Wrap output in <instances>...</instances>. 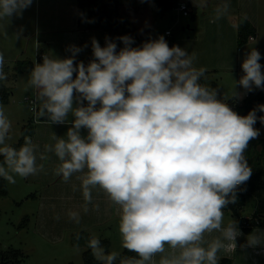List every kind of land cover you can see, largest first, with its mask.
Here are the masks:
<instances>
[{
  "label": "clouds",
  "instance_id": "clouds-1",
  "mask_svg": "<svg viewBox=\"0 0 264 264\" xmlns=\"http://www.w3.org/2000/svg\"><path fill=\"white\" fill-rule=\"evenodd\" d=\"M32 3L0 0V21L22 17ZM119 39L124 47L117 51L111 40L101 47L93 38L95 59L87 66L74 64L81 51L74 45L68 58L44 55L42 63L34 64L27 83L36 90V118L47 117L52 124L67 123L69 114L74 118L66 138L53 134L55 143L46 144L39 159L53 152L60 161L55 174L64 182L82 174L77 179L85 212L96 188L118 206L121 245L136 254L121 258L120 264H219L218 252L235 250L241 235L235 220L225 225L224 209L236 202L238 187L252 175L245 151L260 135L254 125L257 119L264 124V116L256 115L264 105L239 115L226 98H217L216 89L200 83L206 69L194 67L195 53L169 47L163 36L140 47L131 46L130 36ZM260 60L253 47L230 98L241 95L237 84L245 92L264 88ZM4 63L0 52V81L7 79ZM11 127L0 104V178L14 184V177L36 175L44 165L37 164L39 146L31 137L25 136L18 149L6 143ZM69 216L79 223L78 213ZM213 232L220 236L205 240ZM261 244L260 235L247 237L248 247ZM87 248L102 264H115L119 257L115 251L106 254L94 235Z\"/></svg>",
  "mask_w": 264,
  "mask_h": 264
},
{
  "label": "rangeland",
  "instance_id": "rangeland-1",
  "mask_svg": "<svg viewBox=\"0 0 264 264\" xmlns=\"http://www.w3.org/2000/svg\"><path fill=\"white\" fill-rule=\"evenodd\" d=\"M117 4L123 19L135 27L138 35L159 37L165 34L166 28L171 27L173 35L168 39L172 40L174 45L186 49L189 54H202L203 60L198 57L199 64L204 63L209 67L237 65L238 38L227 33L228 30H232L231 26L224 23L221 32L225 33L229 40L220 39L218 36L220 32L211 28L224 21L220 16L217 19L216 11L198 12L194 16L179 15L177 19L175 8L161 11L157 8L155 0H117ZM38 7V0H33L31 6L23 11L22 17L13 15L9 20L5 18L0 21V52L4 54L5 61L3 70L8 67L5 83L11 89L9 101L0 104H3L5 115L11 121L9 133L11 138L6 141L11 146L22 136L23 125L30 122L35 115L32 103L25 98L26 95L36 96V90L27 83L31 71H18L16 63L22 58H32L36 63L43 62V58L37 61L38 48L42 46L38 42ZM261 7L264 9V0ZM258 21L257 30L260 38L264 40L263 14L259 16ZM235 30L238 34L239 23ZM221 53H225L223 59L219 55ZM259 63L264 72V52L261 53ZM214 71L207 74L205 82L208 84L215 80L219 86L225 85L226 89L231 90L228 92L230 93L228 97H231L235 81L233 73L222 68L217 70L218 73ZM235 90L239 91L237 88ZM246 94L243 89L239 97L243 98ZM261 116H264V112ZM254 127L259 130L260 135L248 145L246 156L251 168H254L257 160L264 166V124L256 123ZM2 161L0 156V162ZM14 178L16 183L10 184L6 181L7 192L0 195V243L5 248L10 246L20 248L24 253L21 264H84L86 246L78 245L77 248L72 242V233L80 230H88L94 236L107 238L110 247L109 250L104 248L105 253L115 251L121 255L124 248L118 230L119 215L102 218L97 224L79 216L77 223L70 218L69 211L64 208L62 201H53L50 197L41 198L48 191L42 188L44 185L41 182H27L25 178L18 176ZM250 200L245 213L255 209L264 210V191L255 193ZM79 213L84 214V210ZM93 213L97 216V210L86 212L89 216ZM100 213L102 214V210L98 215Z\"/></svg>",
  "mask_w": 264,
  "mask_h": 264
},
{
  "label": "crops",
  "instance_id": "crops-1",
  "mask_svg": "<svg viewBox=\"0 0 264 264\" xmlns=\"http://www.w3.org/2000/svg\"><path fill=\"white\" fill-rule=\"evenodd\" d=\"M185 1L189 3L192 16L197 15L198 12L207 13L211 10L217 12V9H220L219 16L222 17L224 21H220L216 25H213L211 28L214 29L216 32H220L218 36L222 40H229L225 33L221 34V32H223L222 29L224 27V23L231 26L232 29L228 30L227 33L237 39L238 34L235 28L236 25H238V17L240 15L247 17L254 24L256 30L259 24V16L261 14H263L264 16V9L261 7L262 0H203V3H201V0ZM77 2L78 0H38V42L42 45L41 51H44L46 55H48L50 58L57 57L61 59L68 58L72 55V53L68 49L70 46L74 45L81 49V51L76 54L74 64L78 62H83L85 64L93 56V38L96 39L101 46V44L105 41L106 38V30L101 26L89 28L80 27L78 25ZM225 5H227L226 9ZM189 26L191 25L189 24ZM133 28L135 29V27ZM167 29L168 28H166V30ZM166 30L165 34L161 36L169 38L173 35V32L169 35L166 34ZM260 37V33L257 30L256 34L254 36H251L245 44H243L242 46H238L237 65H227L226 67L225 65L224 67H221V65H216L215 67H209V65H206L204 63L199 64L198 57L203 60L201 58L202 54H196L194 67L198 69L201 67L205 68L206 76L207 74H211V71L214 70H216L214 71V73H218L217 70L221 68L224 70H229L231 71V73H233L235 81H238L244 74L242 71V62L245 59L246 54L253 47L257 51H259L260 54L264 52V40H262ZM43 45H45V47ZM40 48H38V50H40ZM219 55L222 57V59L225 57V53H221ZM42 58L43 57H40V60ZM94 59H91L89 62ZM88 63H86L85 66H87ZM7 68L8 67L4 69L5 74L8 72ZM236 88L237 90H239L236 92L242 94L243 88L238 84ZM216 90L218 99L226 98V102V100L230 98L228 97V95L230 94L228 92H230L231 90L226 89L225 85H220L219 88ZM25 98L26 100H29L32 103V106H35L37 108V111L39 110V102L36 100V96L32 97L26 95ZM83 104L84 106H87V101H84ZM77 106L78 105L74 100L73 107ZM73 119L74 118L71 116V114H69L67 123L52 124L46 122L47 117L37 119L36 115L33 116L35 131L30 137L33 143L39 146L37 150V164L39 165L43 163L44 171L39 172L36 175L29 176L25 179L27 182L36 181L39 183L41 182L44 185L42 186V188H45L48 191L44 195V197L41 196L42 199L50 197L53 201H62V205L64 206V208L68 209L69 213L74 208L72 212L78 213V215L82 217L81 219L87 218L89 221H93V223L97 224L102 220V218H109L114 215L117 216L118 206L113 205L107 198L106 194L99 188H96L92 190V202L88 204L87 207L88 211L93 212L94 210H97L95 206L98 205L97 216H94V213L89 216L88 214H86L85 211L84 214L79 213L80 211L84 210L85 205V201L82 195V189L80 187L81 181L77 179V176L82 174L76 173L68 182H64L61 176H57L55 174V169L59 165L60 161L53 152L45 153V155H47L49 159L44 161H41L39 159L40 153H44V146L46 144L55 143V141L51 140V136L53 134L57 135L58 137L66 138V132L68 128L72 126ZM81 135L86 137L87 130L82 128ZM254 168L252 169L254 170ZM73 186H75V190H73ZM250 201L251 200H249V202ZM249 202L247 203V205L249 204ZM246 206L241 210V213L244 217H251L254 213H257L260 216H264V210L259 211L258 209L252 210L250 213H245ZM101 210L102 214L100 213V215H98ZM229 220H235L237 222V228L241 235L236 238L235 250L229 247L226 249H222L220 252H218L217 255L219 257V264L221 263V260L224 257L231 258L233 264H264V244L257 245L256 247L247 246V237L250 234L260 235L262 239H264V225L256 226L252 230L247 231L238 222L237 217L233 214L231 210H225V225H227ZM83 226L88 227L86 225ZM218 236H220L219 232H213L211 234L206 233L205 240L211 241L214 237ZM224 243L227 244L228 242L224 241ZM159 258L160 257L157 256L155 259L158 261Z\"/></svg>",
  "mask_w": 264,
  "mask_h": 264
},
{
  "label": "trees",
  "instance_id": "trees-1",
  "mask_svg": "<svg viewBox=\"0 0 264 264\" xmlns=\"http://www.w3.org/2000/svg\"><path fill=\"white\" fill-rule=\"evenodd\" d=\"M156 6L161 11L166 9L175 8L179 0H155ZM77 14H78V25L83 28L89 27H103L106 30V38L117 44V51L124 47L123 42L119 39L122 36H130L134 43L132 47H140L144 42L149 39L155 40L159 37L138 35L136 30L129 26L128 22L125 21L119 12L117 0H78L77 2ZM239 33H238V45L242 46L245 44L251 36H254L257 32L254 24L245 16H239ZM105 41L101 44V47L106 46ZM165 38V37H164ZM169 47L174 44L172 40L165 38ZM94 59V56L91 57ZM90 59V60H91ZM89 60V61H90ZM87 61L86 63H88ZM85 63V64H86ZM34 60L31 58L18 59L16 67L18 71H31L34 67ZM75 73L73 78H75ZM207 76L201 78L200 83L204 84L210 88L218 89L219 83L215 80L210 81L208 84L205 82ZM11 95L10 87L5 83V81H0V102H8ZM228 105L239 115L246 116L250 111L256 109L258 105H264V88H253L251 92L243 97H232L226 100ZM263 112L257 110L256 115L260 117ZM257 123L262 124L259 119ZM35 131L33 119L23 125L22 136L19 141L12 144L13 147L19 148L24 144V137L33 135ZM248 149V148H247ZM247 149L245 156L247 155ZM2 157V156H1ZM248 160V157L246 156ZM3 160V157H2ZM254 170L252 169V175L250 179L238 187L236 191V202L230 203L225 210H231L233 214L237 217L238 222L244 227L245 230L250 231L254 227L259 225H264V216H260L254 213L251 217H244L241 210L247 205L250 198L255 193H260L264 191V166L260 164V160L255 163ZM7 186L6 180L0 178V195L6 194ZM79 236L80 239L77 240L76 237ZM92 233L88 230H80L72 233V242L75 245H84L86 249L84 251L85 262L84 264H102V262L97 261L92 255L91 249L87 248V241L92 237ZM101 241V245L109 250L110 241L107 238L98 237ZM23 251L16 247H3L0 243V264H21L23 259ZM134 252H130L124 249L121 255L118 257L115 264H120V259L124 257H135ZM75 264V263H71ZM220 264H233V261L229 257H224Z\"/></svg>",
  "mask_w": 264,
  "mask_h": 264
},
{
  "label": "built area",
  "instance_id": "built-area-1",
  "mask_svg": "<svg viewBox=\"0 0 264 264\" xmlns=\"http://www.w3.org/2000/svg\"><path fill=\"white\" fill-rule=\"evenodd\" d=\"M176 11H177V19H179V15H191V8L189 6V3L185 0H179L177 6L175 7ZM172 33V29L168 28L166 30V34H171ZM44 55H46V53L44 51L38 50V55H37V61L39 62L40 57H43ZM36 63V62H35Z\"/></svg>",
  "mask_w": 264,
  "mask_h": 264
}]
</instances>
